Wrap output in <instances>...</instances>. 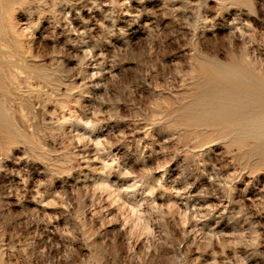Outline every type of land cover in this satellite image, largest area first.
I'll use <instances>...</instances> for the list:
<instances>
[{"label": "rangeland", "instance_id": "rangeland-1", "mask_svg": "<svg viewBox=\"0 0 264 264\" xmlns=\"http://www.w3.org/2000/svg\"><path fill=\"white\" fill-rule=\"evenodd\" d=\"M0 264H264V0H0Z\"/></svg>", "mask_w": 264, "mask_h": 264}]
</instances>
